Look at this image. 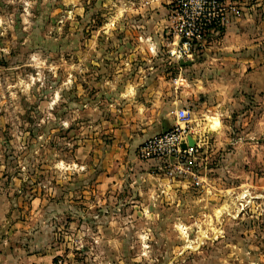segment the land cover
Listing matches in <instances>:
<instances>
[{
	"label": "rangeland",
	"instance_id": "1",
	"mask_svg": "<svg viewBox=\"0 0 264 264\" xmlns=\"http://www.w3.org/2000/svg\"><path fill=\"white\" fill-rule=\"evenodd\" d=\"M221 1L182 52L177 0H0V229L51 264H264V0ZM179 107L195 151L168 174L140 148Z\"/></svg>",
	"mask_w": 264,
	"mask_h": 264
},
{
	"label": "built area",
	"instance_id": "2",
	"mask_svg": "<svg viewBox=\"0 0 264 264\" xmlns=\"http://www.w3.org/2000/svg\"><path fill=\"white\" fill-rule=\"evenodd\" d=\"M175 33L180 41L182 52L190 43L202 35L204 30L218 31L226 20L221 0H195L194 7L187 0H177L175 4ZM177 120L168 130L153 135L144 147L141 146V155L145 158L164 159L168 161L167 168L173 165L171 171H180V164L190 162L189 158L195 151V143L188 145L187 137L192 136L187 125V111L179 107L174 113ZM184 144V148L180 145ZM155 156V157H154Z\"/></svg>",
	"mask_w": 264,
	"mask_h": 264
},
{
	"label": "crops",
	"instance_id": "3",
	"mask_svg": "<svg viewBox=\"0 0 264 264\" xmlns=\"http://www.w3.org/2000/svg\"><path fill=\"white\" fill-rule=\"evenodd\" d=\"M129 101V100H128ZM136 108L137 105L134 101L128 102L124 105V112L121 115H118L117 117H120L123 119L124 124H129L131 120L137 119V114L133 113L132 110L129 112L131 108ZM129 112V113H128ZM145 127L141 129V132L134 131V133L128 134V132H125V135L123 134V131H119L120 137H118V140H124L127 139L128 136H132L133 140L130 141V145L128 148H124L125 144L124 142H119V147H116V149L109 155V160L113 161L110 164L116 165L119 163L117 159L120 157L123 159L129 158L131 156H134L133 152L129 148H134L135 143L139 135L141 136H148L149 134L156 131L155 126L157 119L155 115H153V112L148 113L145 115ZM168 121L170 119H167ZM171 121V120H170ZM133 134L135 137H133ZM130 139V138H129ZM118 150V151H117ZM91 148H89L87 151H84L81 153L80 157H77L75 153V159L78 160L79 164L83 162L82 160H86V157L90 155ZM107 157V156H106ZM117 158V159H116ZM108 160V159H107ZM164 159L159 158H150V164H162ZM84 163V162H83ZM81 167H84V165H80ZM112 169V168H111ZM111 172L109 168L106 167V169H103L101 167L100 172L96 174L98 177V180L96 181V188H107L109 182H113V180H107L103 177H107L110 175ZM100 177V178H99ZM5 218L3 217L0 219V225H2V221H4ZM14 229L9 230H2L0 229V264H51L52 263V256L47 254V250H39L34 245V250L31 245H27L28 247H23L20 242L24 239V235L26 233H23L22 231V224H19V227L17 228V222L14 219L13 221ZM27 236V235H26ZM30 246V247H29Z\"/></svg>",
	"mask_w": 264,
	"mask_h": 264
},
{
	"label": "water",
	"instance_id": "4",
	"mask_svg": "<svg viewBox=\"0 0 264 264\" xmlns=\"http://www.w3.org/2000/svg\"><path fill=\"white\" fill-rule=\"evenodd\" d=\"M162 126H163V128H162L161 132H165L167 130V129H165L166 128V123L162 124ZM187 143H188V145H193L194 144V141H193V139L190 136L187 137ZM184 146L185 145L183 143L180 145L181 148H184Z\"/></svg>",
	"mask_w": 264,
	"mask_h": 264
}]
</instances>
